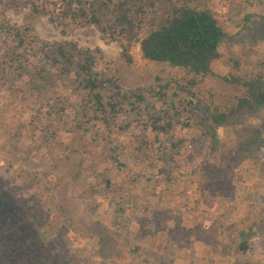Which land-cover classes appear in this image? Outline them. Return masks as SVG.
<instances>
[{
    "label": "rangeland",
    "instance_id": "obj_1",
    "mask_svg": "<svg viewBox=\"0 0 264 264\" xmlns=\"http://www.w3.org/2000/svg\"><path fill=\"white\" fill-rule=\"evenodd\" d=\"M172 1L208 6L226 33L206 75L147 60L139 43L128 62L95 25L64 28L30 0H0V198L11 212L14 199L26 206L73 264H264V150L240 159L232 128L218 130L212 149L201 126L208 109L229 111L244 95L226 78L264 74V0ZM14 27L30 28L33 52L16 47ZM70 42L100 48L96 69L123 89L155 87L137 121L109 131L86 115L75 74L41 52ZM153 117H174L175 126L144 132ZM236 129L264 137V109Z\"/></svg>",
    "mask_w": 264,
    "mask_h": 264
},
{
    "label": "trees",
    "instance_id": "obj_2",
    "mask_svg": "<svg viewBox=\"0 0 264 264\" xmlns=\"http://www.w3.org/2000/svg\"><path fill=\"white\" fill-rule=\"evenodd\" d=\"M6 1L18 3V0ZM159 1L161 0H30V7L34 13L48 15L64 28L79 24L95 25L104 36L120 42L122 56L128 62L132 61L131 45L139 43L142 56L147 60L168 62L195 75L208 74L212 62L220 55L219 47L226 37L212 9L206 5L177 4L169 0L162 12L152 11ZM252 16L255 14H248L246 19L250 20ZM12 35L16 47L25 48L27 53L34 51L35 47L27 46L29 35L35 39L30 28L14 27ZM41 52L48 63L56 66L61 74H75L77 86L83 93L89 110L86 115L91 110L96 124L109 131L121 119L128 120L126 126L137 121L147 94H156L154 86L123 89L117 79L97 70V57L102 55L100 48L82 49L71 42L53 43L44 44ZM40 77L44 76L40 73ZM226 79L244 86V95L237 98L229 111L208 109V115L202 120L201 126L210 138L212 149L220 147L218 130L232 128L238 135L236 147L240 159L257 155L264 150V137L257 133L249 138L248 134L255 130L236 128L264 109V74L257 73L247 79ZM191 83L196 84L195 80ZM174 126V117L168 120L153 117L151 121L142 124L144 132L150 129L158 135L170 133ZM143 146L142 142L140 148ZM3 202L2 197L0 264H73L70 257L51 249L47 230L40 229L34 214L28 213L26 206L14 199L15 210L11 212ZM252 235L250 231L245 234L240 244L242 250L249 248Z\"/></svg>",
    "mask_w": 264,
    "mask_h": 264
}]
</instances>
